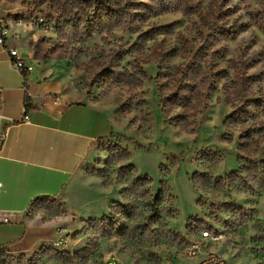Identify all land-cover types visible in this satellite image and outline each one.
<instances>
[{
  "label": "rangeland",
  "instance_id": "374dc122",
  "mask_svg": "<svg viewBox=\"0 0 264 264\" xmlns=\"http://www.w3.org/2000/svg\"><path fill=\"white\" fill-rule=\"evenodd\" d=\"M21 2L129 127L34 202L31 246L0 264H189L205 231L228 264H264V190L218 182L264 160V0Z\"/></svg>",
  "mask_w": 264,
  "mask_h": 264
},
{
  "label": "crops",
  "instance_id": "0c3cea01",
  "mask_svg": "<svg viewBox=\"0 0 264 264\" xmlns=\"http://www.w3.org/2000/svg\"><path fill=\"white\" fill-rule=\"evenodd\" d=\"M32 9L0 0L1 17L29 18L7 47L32 66L22 76L0 47V219L9 220L0 223V253L25 252L32 244V204L62 197L98 144L129 127L117 96L90 86L51 34L33 27Z\"/></svg>",
  "mask_w": 264,
  "mask_h": 264
},
{
  "label": "built area",
  "instance_id": "2783aa9c",
  "mask_svg": "<svg viewBox=\"0 0 264 264\" xmlns=\"http://www.w3.org/2000/svg\"><path fill=\"white\" fill-rule=\"evenodd\" d=\"M22 23L20 17H15L8 21L0 16V47H2L8 54L9 63L22 76L28 74L32 66L25 63V61L18 54L15 48L7 47V42H15L19 40V34L14 31V27H19ZM27 120V117H24ZM0 183V189H1ZM7 218L0 219V223H7ZM216 236H210L207 231L202 233L199 240H191L185 247L184 255L187 259H195L194 262L189 264H228L227 261L220 255L207 248V244L216 241Z\"/></svg>",
  "mask_w": 264,
  "mask_h": 264
},
{
  "label": "trees",
  "instance_id": "16d2710c",
  "mask_svg": "<svg viewBox=\"0 0 264 264\" xmlns=\"http://www.w3.org/2000/svg\"><path fill=\"white\" fill-rule=\"evenodd\" d=\"M141 149V147H139ZM238 162L240 164L239 170L235 173L230 174L225 179H219L218 182H223L224 180L231 183H239L238 186L245 188L247 191L253 192L255 189L264 190V160L260 162H252L246 158L238 157ZM131 169V166H128ZM244 173H250V178L242 177ZM140 183H149V178L145 177L138 180ZM162 192L158 193V197ZM157 197V198H158ZM156 198V199H157ZM33 205V204H32ZM31 208V207H30ZM189 242V241H188ZM187 242V244H188ZM186 244V245H187Z\"/></svg>",
  "mask_w": 264,
  "mask_h": 264
}]
</instances>
